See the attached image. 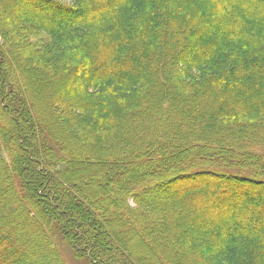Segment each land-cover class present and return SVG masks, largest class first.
I'll return each instance as SVG.
<instances>
[{
    "label": "trees",
    "instance_id": "16d2710c",
    "mask_svg": "<svg viewBox=\"0 0 264 264\" xmlns=\"http://www.w3.org/2000/svg\"><path fill=\"white\" fill-rule=\"evenodd\" d=\"M40 1L0 0V264H264V0Z\"/></svg>",
    "mask_w": 264,
    "mask_h": 264
},
{
    "label": "rangeland",
    "instance_id": "374dc122",
    "mask_svg": "<svg viewBox=\"0 0 264 264\" xmlns=\"http://www.w3.org/2000/svg\"><path fill=\"white\" fill-rule=\"evenodd\" d=\"M32 1H33V3L39 4L41 6V8L44 9L42 7L43 6V2H41L40 0H32ZM60 1H66L67 4H71L70 0H60ZM35 39L37 41H40L41 45L45 41H49V38L46 35H44L42 33L36 34V35L30 37L31 41H30V44H29V48H33V45L36 46V47L41 46V45L33 43V40H35ZM27 44H24L22 46L26 47ZM21 50H22L21 52L26 54V52H29L32 49H25V50L21 49ZM18 60L20 61L21 66L23 65L22 69L27 70L29 67H32V63L30 61H29L30 65H28L29 67H27V64L25 63V62H27V60L24 62L25 58H23L21 55L18 56ZM13 69L15 70L14 67H13ZM15 73L17 74L16 71H15ZM9 75H10V73H8V76ZM38 77H37V80H39ZM68 85H70V83H68ZM29 92L30 93L32 92L34 94L40 93L37 90H30L29 88H27V90L25 91V94L27 93L26 95L29 96ZM25 94H24V92H22V95H25ZM32 98H34V97H32ZM31 108L33 109V111L36 114V120H35V123H34V127L36 129V134L39 135L40 140L42 142L44 141L46 144L47 143L48 144H55V143L57 144V143H59L60 140H59L58 136L53 134L50 131V129L52 127V123H51L50 119H48V118H45V119L43 118L42 120L38 119L41 116V112L43 113V111H41L40 105H38V104L33 105V101H32ZM4 120L6 121L5 123H9V121H7L6 119H4ZM17 145L18 144H13L12 145V143L10 145L7 144V146L9 148H11V150L13 152L16 151ZM69 149L72 150L71 148H69ZM27 164L28 163H24L21 166V169H24L25 167L28 168L29 165H27ZM138 170L144 171L145 168L142 165H140V167H138ZM120 176H122V174L119 175L118 173H116L114 175V177L108 178L107 181H109V183H110V186L108 188H106L104 185L101 184V182H99V181L97 182L96 180L90 182V187H91V190L95 192V197H96L95 201H97V204L102 209L107 210V214L104 213V210L101 212V218H102L101 221L102 222L100 223V227H104V229H105L106 226H107V228H109L110 231H111V234L108 235V238H109V243L108 244L110 246H113V245L114 246L118 245L119 247L121 246V248H123L128 253L129 252V247L124 244V235L126 233V230L128 229V225H127V222L125 224L122 223V222L120 223L119 219H117V210L119 208L117 206V204H118L119 201H118V198L115 197V196L118 194V192L120 190V186L117 185L118 179L119 180L122 179ZM75 187H78V186H75ZM262 192H264V191L262 190ZM109 196L110 197L113 196V198H115L114 204L111 203V202H107L106 201V199H108ZM35 200H36L35 201V206L37 207V217L38 218H42V222H44V224H45L46 223V221H45L46 219L44 217H42L43 214L46 213L45 205L42 202V199H40L39 197H35ZM257 201H258V199L254 200L253 202L255 203ZM40 203H43V207L44 208H41V204ZM241 203L245 204L244 202H241ZM92 204H95V203H92ZM104 224H105V226H104ZM59 234H60V232L57 233V235H59ZM59 239L60 240L57 239L58 244H59L58 246H59V249H60V251L62 253V257L65 260L66 264H90V260H88V258L83 254L82 251H79V250L73 248L72 245H70L66 241H64L63 237L62 238L59 237ZM54 242H55V240H54ZM146 248H147L146 255H150L152 259L157 261L156 258H155V254L151 251V249H149L148 247H146ZM75 250H77V252H75ZM132 260L136 264H144L142 259H141V257L136 256ZM26 264H48V263L44 262V261L38 262V260L34 259L33 257L31 258V256H30V258L28 260V263L26 262Z\"/></svg>",
    "mask_w": 264,
    "mask_h": 264
}]
</instances>
